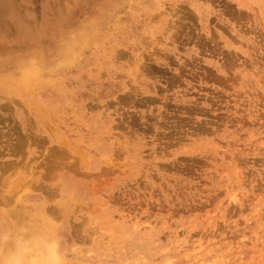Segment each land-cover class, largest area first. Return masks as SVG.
I'll return each mask as SVG.
<instances>
[{"label": "rangeland", "instance_id": "rangeland-1", "mask_svg": "<svg viewBox=\"0 0 264 264\" xmlns=\"http://www.w3.org/2000/svg\"><path fill=\"white\" fill-rule=\"evenodd\" d=\"M75 264H264V0H0V223Z\"/></svg>", "mask_w": 264, "mask_h": 264}, {"label": "clouds", "instance_id": "clouds-1", "mask_svg": "<svg viewBox=\"0 0 264 264\" xmlns=\"http://www.w3.org/2000/svg\"><path fill=\"white\" fill-rule=\"evenodd\" d=\"M59 225L39 216L0 223V264H75Z\"/></svg>", "mask_w": 264, "mask_h": 264}]
</instances>
